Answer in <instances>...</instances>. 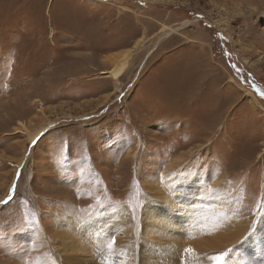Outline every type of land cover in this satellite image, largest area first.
<instances>
[{
  "label": "rangeland",
  "instance_id": "rangeland-1",
  "mask_svg": "<svg viewBox=\"0 0 264 264\" xmlns=\"http://www.w3.org/2000/svg\"><path fill=\"white\" fill-rule=\"evenodd\" d=\"M0 201V264H264V0H0Z\"/></svg>",
  "mask_w": 264,
  "mask_h": 264
},
{
  "label": "bare ground",
  "instance_id": "bare-ground-1",
  "mask_svg": "<svg viewBox=\"0 0 264 264\" xmlns=\"http://www.w3.org/2000/svg\"><path fill=\"white\" fill-rule=\"evenodd\" d=\"M189 22V21H188ZM185 23H187V22H185ZM185 23H183V24H185ZM177 27V26H176ZM176 29L177 28H169V29H167V31L168 32H166V33H164V35H167V34H169V33H172V32H175L176 31ZM171 31V32H170ZM129 55H130V53H129ZM127 58H128V55H127V53H125L124 55H123V57L118 61V62H116L114 65H113V67H111L110 69H108V70H102L100 73L101 74H105L107 77H109V78H111L112 80H118L119 78H120V76L121 75H123L124 74V72H125V68H126V63H127ZM22 125V124H21ZM23 127V126H22ZM43 127H39V128H37L36 130H34V131H32V132H30L29 133V136H28V141L29 142H33V141H35L36 140V138L39 136V133H40V130L42 129ZM195 194V193H194ZM166 197H168V196H166ZM193 201V200H192ZM175 201H173L172 202V200L171 199H168L167 201H165L164 203H163V208H162V210H163V212H161V211H156V209H155V207H154V209H153V211L151 210V215L153 214L154 216H159V215H163V214H167V213H169V212H173L174 210H179L178 209V206L176 205V203H174ZM183 202V204H187V201L185 200V201H182ZM190 205V204H189ZM189 205H187V206H182L185 210L183 211V212H180V213H178V214H174V216H172V215H169L168 214V218H167V221L169 222V223H174V227H173V229L174 230H176L177 231V229L179 230L180 228H178V227H181L182 228V230H183V232L184 231H186L187 230V228H186V218L187 219H189V217L190 216H193V207L192 206H189ZM195 211V210H194ZM153 215H152V217H153ZM157 222H158V220H157ZM158 224L161 226V225H163V226H165V224H163V222L162 221H159L158 222ZM231 226H233V225H231ZM231 226L227 223V221L226 220H224V222H223V230H224V232L225 233H233V230H234V228H231ZM152 232V233H151ZM151 232H149L148 234H150V235H155V236H157L156 234L157 233H159L157 230H154V231H151ZM154 233V234H153ZM170 233H172V232H170ZM261 235V234H260ZM263 236V235H262ZM259 237V236H258ZM260 238H262V237H260ZM261 240V239H260ZM255 241H256V239H255ZM257 241H258V239H257ZM256 241V242H257ZM256 244V243H255ZM253 246H254V244H253ZM124 247H122L121 249H119L118 251H119V256H120V254H121V251H123V250H125V249H123ZM236 247H234V246H229V247H227V248H225V246L224 245H219V246H212V247H208L207 249H199V250H197V252L199 253V255H196L195 257H194V261H196L195 262V264H203L204 263V261L207 259V257L208 256H212V255H215V254H218L219 252H222V251H226V250H231L230 252H229V255L225 258V264H239L238 262H232L233 260H232V255H231V253H233V254H237L236 252L238 251H236V249H235ZM210 249H217V251H215V250H210ZM255 249H256V252H257V254H258V252L261 250V247H256V248H254V251H255ZM148 251H150V249H147ZM253 250V248L251 249V251ZM250 251V252H251ZM243 253V252H242ZM241 253V254H242ZM261 253H262V251H261ZM264 254V253H263ZM263 254H260L259 256L260 257H262L263 256ZM148 255H153L152 253H148ZM238 255V254H237ZM236 255V256H237ZM249 255V254H248ZM240 257V256H239ZM126 259H127V257H125ZM241 259L242 260H244V261H246V259H247V261H250V262H252L251 261V259L249 258V257H247V255L245 256L244 254H242V257H241ZM257 259H258V256H257ZM254 262H255V260H253ZM130 263H132V262H130ZM134 263V262H133ZM212 263V261H207L206 262V264H211ZM166 264H168V263H166ZM250 264V263H249Z\"/></svg>",
  "mask_w": 264,
  "mask_h": 264
},
{
  "label": "snow or ice",
  "instance_id": "snow-or-ice-1",
  "mask_svg": "<svg viewBox=\"0 0 264 264\" xmlns=\"http://www.w3.org/2000/svg\"><path fill=\"white\" fill-rule=\"evenodd\" d=\"M4 203V201H0V204ZM115 238H112V241H110L107 245V247L111 250L113 248ZM185 253L187 254H193L194 250L191 247L184 249ZM231 250H226L219 252L218 254L208 256L207 259L214 262V264H225V258L229 255V252Z\"/></svg>",
  "mask_w": 264,
  "mask_h": 264
}]
</instances>
